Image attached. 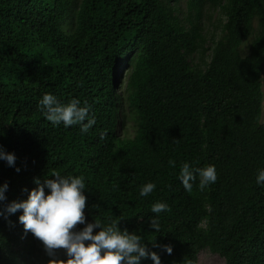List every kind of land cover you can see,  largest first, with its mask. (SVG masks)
I'll use <instances>...</instances> for the list:
<instances>
[{
    "label": "trees",
    "instance_id": "obj_1",
    "mask_svg": "<svg viewBox=\"0 0 264 264\" xmlns=\"http://www.w3.org/2000/svg\"><path fill=\"white\" fill-rule=\"evenodd\" d=\"M172 1L0 0V146L16 157L14 166L0 160V185L8 184L0 210L26 200L35 178L82 175L86 221L118 220L161 264H198L206 250L224 264H264V186L256 183L264 168V0L189 1L196 15L209 1L225 16L204 67L189 61L201 41L197 23L186 27ZM125 71L138 128L119 140L116 86ZM49 92L90 106L96 123L87 134L46 119L38 101ZM185 162L215 165L216 182L201 189L197 176L185 190ZM148 182L155 189L140 197ZM156 202L168 210L152 213ZM21 214L0 216V264H31ZM157 215L159 232L150 227Z\"/></svg>",
    "mask_w": 264,
    "mask_h": 264
},
{
    "label": "clouds",
    "instance_id": "obj_2",
    "mask_svg": "<svg viewBox=\"0 0 264 264\" xmlns=\"http://www.w3.org/2000/svg\"><path fill=\"white\" fill-rule=\"evenodd\" d=\"M38 107L53 125L63 123L65 128L79 125L82 134H87L96 123L95 116L90 115V106L86 103L81 106L78 98L62 103L49 92L39 99ZM105 134L101 133L102 139ZM0 160L6 161L8 166H14L16 157L0 146ZM168 163L175 167L174 160L170 159ZM16 171L19 172L20 169L17 168ZM197 176L201 189L215 183V165L191 168L185 162L180 168L178 179L185 190L191 191ZM52 177L54 178L45 177L43 182L40 178H35L36 187L28 193L26 200L12 201L0 210V216L5 219L22 210L18 220L25 232H31L42 242L45 252L52 257L49 264H142V261L148 259L153 264H161L160 255L145 244L143 237L137 233H129L127 229L121 230L118 220L113 219L108 223L86 221V184L82 175L55 173ZM256 183L264 186V168L258 169ZM155 187L152 182L142 185L139 196H147ZM7 189L6 182L0 185V203L6 200ZM167 210L165 202H156L151 208V212L155 214ZM78 224L84 227L77 229ZM150 227L159 232L158 215L150 218ZM94 229L99 231L94 234ZM162 248L168 254L173 251L170 245H163ZM58 249L64 250L66 259L58 257Z\"/></svg>",
    "mask_w": 264,
    "mask_h": 264
},
{
    "label": "rangeland",
    "instance_id": "obj_3",
    "mask_svg": "<svg viewBox=\"0 0 264 264\" xmlns=\"http://www.w3.org/2000/svg\"><path fill=\"white\" fill-rule=\"evenodd\" d=\"M190 0H173L172 5L176 11L178 18L189 28L191 22L197 23V29L201 36V41L197 51L190 57L189 61L192 65L204 67L209 62L211 49L214 43L222 34V26L225 21V16L219 10L214 2L207 1L201 8L198 15L188 6ZM219 1V0H216ZM198 18V20H197ZM70 20L64 24L65 30L71 31ZM128 73L126 71L121 76L116 86V135L119 140L132 139L137 131V118L133 114L126 102V84ZM262 93L264 107V68L262 71ZM28 246L32 251L31 264H49L50 257L45 252L42 242L35 238L32 234L27 240ZM198 264H224V261L217 255L204 251L199 256Z\"/></svg>",
    "mask_w": 264,
    "mask_h": 264
}]
</instances>
